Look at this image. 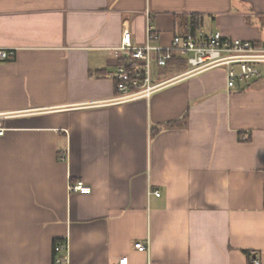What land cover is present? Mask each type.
<instances>
[{
	"label": "crops",
	"instance_id": "1",
	"mask_svg": "<svg viewBox=\"0 0 264 264\" xmlns=\"http://www.w3.org/2000/svg\"><path fill=\"white\" fill-rule=\"evenodd\" d=\"M193 15L264 48V0H0V264H264V63L230 88L171 61L115 100L124 30L169 45Z\"/></svg>",
	"mask_w": 264,
	"mask_h": 264
},
{
	"label": "built area",
	"instance_id": "2",
	"mask_svg": "<svg viewBox=\"0 0 264 264\" xmlns=\"http://www.w3.org/2000/svg\"><path fill=\"white\" fill-rule=\"evenodd\" d=\"M159 34L148 28L147 42L136 45L132 42L129 29L124 30L121 44L113 47L112 53L117 58V71L115 73L117 96L115 100H126L139 96H148L157 86L151 82V64L166 66L175 57H182L188 64V72L200 71L212 67L222 66L226 70L227 86L234 88L252 81L261 76L260 64L264 63V48L254 41L242 38H232L223 35L220 31L210 34L201 29L196 32L174 34L169 45L156 44ZM11 48L0 47V64L13 54ZM0 113V135L7 129ZM72 189H89L83 181L79 180ZM160 195L159 191H155ZM134 248L147 251L148 241L134 243ZM67 243L55 245V251H65ZM66 254L55 259V264H64ZM258 264V260H254ZM113 264H126V258H119Z\"/></svg>",
	"mask_w": 264,
	"mask_h": 264
},
{
	"label": "trees",
	"instance_id": "3",
	"mask_svg": "<svg viewBox=\"0 0 264 264\" xmlns=\"http://www.w3.org/2000/svg\"><path fill=\"white\" fill-rule=\"evenodd\" d=\"M202 19H203L202 16L193 15L192 16V20H193L192 21V25H191L190 30H188V31L196 32L197 30H200ZM171 61L176 62V63H178L181 66H185V67L187 66V63L185 62L186 60H184V58H182V57H175L174 59L170 60L169 62H171ZM163 67H165V66H163ZM167 125L171 126L172 123H168ZM161 127H163V126H161Z\"/></svg>",
	"mask_w": 264,
	"mask_h": 264
},
{
	"label": "rangeland",
	"instance_id": "4",
	"mask_svg": "<svg viewBox=\"0 0 264 264\" xmlns=\"http://www.w3.org/2000/svg\"><path fill=\"white\" fill-rule=\"evenodd\" d=\"M186 62V61H185ZM188 65V64H187ZM260 67H261V65H259ZM188 67V66H187ZM165 68H160V67H158V65L156 64V62L155 61H153L152 62V64H151V75L153 76V75H158L159 74V72H162L163 70H164Z\"/></svg>",
	"mask_w": 264,
	"mask_h": 264
}]
</instances>
